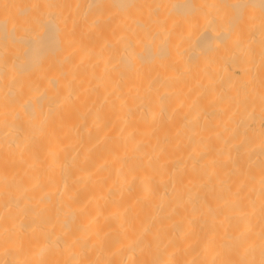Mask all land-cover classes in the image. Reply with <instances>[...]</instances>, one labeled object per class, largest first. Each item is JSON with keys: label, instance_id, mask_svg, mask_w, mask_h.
Returning a JSON list of instances; mask_svg holds the SVG:
<instances>
[{"label": "bare ground", "instance_id": "bare-ground-1", "mask_svg": "<svg viewBox=\"0 0 264 264\" xmlns=\"http://www.w3.org/2000/svg\"><path fill=\"white\" fill-rule=\"evenodd\" d=\"M0 264H264V0H0Z\"/></svg>", "mask_w": 264, "mask_h": 264}]
</instances>
